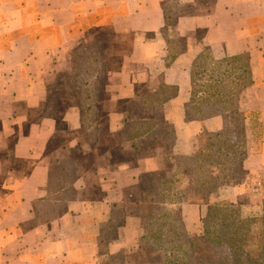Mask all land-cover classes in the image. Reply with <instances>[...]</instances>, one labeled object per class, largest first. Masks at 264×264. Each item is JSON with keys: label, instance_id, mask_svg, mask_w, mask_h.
<instances>
[{"label": "crops", "instance_id": "0c3cea01", "mask_svg": "<svg viewBox=\"0 0 264 264\" xmlns=\"http://www.w3.org/2000/svg\"><path fill=\"white\" fill-rule=\"evenodd\" d=\"M204 53L251 69L229 115L246 129L244 177L184 201L191 178L178 199L143 185L181 180L198 136L224 128L220 114L186 118ZM83 102L102 103L97 127ZM127 102L157 107L167 148L153 118L124 140ZM263 168L264 0H0V264H166L148 237L157 216L195 231Z\"/></svg>", "mask_w": 264, "mask_h": 264}, {"label": "trees", "instance_id": "16d2710c", "mask_svg": "<svg viewBox=\"0 0 264 264\" xmlns=\"http://www.w3.org/2000/svg\"><path fill=\"white\" fill-rule=\"evenodd\" d=\"M244 59L233 56L215 60L204 53L192 68V93L186 105V118L216 113L226 120L220 131L204 130L192 153L185 158V166L194 173L192 186L207 194L243 178L246 129L240 124L230 125L229 115L237 111L241 93L250 83L251 69ZM175 175L164 181L144 183V187L153 185L157 191L171 192ZM184 231L182 223L166 213L151 224L148 237L155 246L163 247L166 264H264V197L258 217H243L240 208L229 199L213 200L209 205L202 234L218 254L217 260L193 262L194 242Z\"/></svg>", "mask_w": 264, "mask_h": 264}, {"label": "rangeland", "instance_id": "374dc122", "mask_svg": "<svg viewBox=\"0 0 264 264\" xmlns=\"http://www.w3.org/2000/svg\"><path fill=\"white\" fill-rule=\"evenodd\" d=\"M80 74H81V72H80ZM92 75H94V74H92ZM76 76H78V75H76ZM139 91H141L143 96L145 95L143 88H139ZM95 93H96V99H98L97 95H99V91H98L97 87H96ZM146 98L150 99L149 95H147ZM80 105H81V108H82L84 114H86L88 116V118H89V116H91L90 117L91 119L88 120L87 124L90 127L91 126L97 127L96 126L97 118L92 114L95 113L96 115H98V112L101 111L102 103H99V102H83ZM146 106H148V107H146ZM151 106L152 105L150 102H146V103L127 102V103L122 104V108H123V110H125L127 117L132 118V119L128 120L129 122L127 123V126L125 128V129H127L128 133L126 135H124V140L126 139L127 141H133L134 133L130 132V129H132L134 132H135V130L136 131L143 130V129L147 130L149 128L148 126L150 125L147 118H153L151 120L155 121L159 124V127L156 130L161 131V132L163 130L165 132L164 133L165 134L164 146H166V148H167L169 145V137H168V135H169L168 130L170 129L169 124L162 122V118H160V115L158 114L159 112L155 111V108H157V107L151 108ZM88 114H90V115H88ZM235 124H239L238 121L233 122L232 125H235ZM181 161L184 165L185 164L183 162L184 160L182 159ZM182 171H183V173L180 176L181 180H179L180 178L176 176L172 182V190H173L172 192H173V198L174 199H178V197H176L175 191H177L178 187H180V185L183 184L182 179H188V178L190 179L191 178L192 181L194 179L193 178L194 173H193V171H191L190 168L185 166V167H183ZM243 177H244V173H243ZM241 179H238V180H241ZM148 180H150V179H148ZM148 180H146V181H148ZM238 180H233V181H238ZM258 181L260 182L258 192L251 191L252 187H254L255 184H253V181H250L251 185L249 186V184H248L249 190L247 191L250 194L249 195H243V196L239 197V199L231 201V203L233 205H236L240 208V213L243 217H248V218L249 217H258L262 213V200L264 197V168L261 169L260 177H258L257 182ZM149 186H151V185H149ZM149 186H147L146 188H148ZM175 187H176V189H175ZM191 187H194V186H191ZM222 187H224V186H222ZM143 188H144V185H143ZM189 189L192 191L196 188H194V189L193 188H187V189L181 188L179 190V192L181 194V200L186 201L190 198V196H189L190 190ZM202 193L207 194L206 192H202ZM254 194L257 195V197H254ZM250 195H252V196H250ZM178 196H180V195H178ZM218 201L219 202H226V199H221ZM175 211L176 210H173V212H175ZM207 211H208V208H207ZM206 214H207V212H206ZM174 215L178 216V217L174 216V218L177 220V222L182 223L183 227L186 229V225L184 223V220H183L181 214L176 211L174 213ZM205 217H206V215H205ZM205 217H204V219H205ZM191 229L192 230L189 233H188L187 229L184 232H185V236L188 239H190L192 242H194V247L192 249V261L205 263L208 261H213L215 259L217 260L218 254H215L212 245L204 239V236L202 234V227H198V225H197V230L194 231V227H192ZM154 264H156V263H154Z\"/></svg>", "mask_w": 264, "mask_h": 264}, {"label": "built area", "instance_id": "2783aa9c", "mask_svg": "<svg viewBox=\"0 0 264 264\" xmlns=\"http://www.w3.org/2000/svg\"><path fill=\"white\" fill-rule=\"evenodd\" d=\"M260 182L258 181L255 186L252 188V191L257 192L259 190Z\"/></svg>", "mask_w": 264, "mask_h": 264}]
</instances>
